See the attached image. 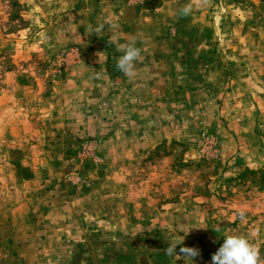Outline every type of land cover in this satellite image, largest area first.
<instances>
[{
	"label": "rangeland",
	"instance_id": "1",
	"mask_svg": "<svg viewBox=\"0 0 264 264\" xmlns=\"http://www.w3.org/2000/svg\"><path fill=\"white\" fill-rule=\"evenodd\" d=\"M189 2L0 0V264L264 259V0Z\"/></svg>",
	"mask_w": 264,
	"mask_h": 264
},
{
	"label": "clouds",
	"instance_id": "2",
	"mask_svg": "<svg viewBox=\"0 0 264 264\" xmlns=\"http://www.w3.org/2000/svg\"><path fill=\"white\" fill-rule=\"evenodd\" d=\"M211 3V0H190L180 10L179 15L187 17L191 15L193 7L201 8L207 7ZM110 27H116L117 25L110 20L106 21ZM103 24L97 26L94 32L98 37L103 31ZM118 52L122 55L116 58L115 67L123 73L126 77L132 78L136 75L135 62L139 60L141 56V48L136 46V41H130L127 44H120L117 48ZM237 217L241 222H246L247 209L241 207L237 211ZM215 231H219L216 229ZM254 236L255 233L250 234ZM215 243V240L213 241ZM168 246L162 251L169 257H184L185 260L193 261V258L200 256V250L194 247H180L179 253L177 252V246L182 245L176 241L169 240ZM183 243V242H182ZM210 264H264V259L261 258L259 247L253 243L249 236L226 234L224 236L223 244L218 250L212 254Z\"/></svg>",
	"mask_w": 264,
	"mask_h": 264
},
{
	"label": "crops",
	"instance_id": "3",
	"mask_svg": "<svg viewBox=\"0 0 264 264\" xmlns=\"http://www.w3.org/2000/svg\"><path fill=\"white\" fill-rule=\"evenodd\" d=\"M163 136H165V135H163ZM147 139H145L144 138V142H143V145L144 146H151V145H153V143H158V141H160V140H162L164 137H162V136H159V135H153V134H149V135H147Z\"/></svg>",
	"mask_w": 264,
	"mask_h": 264
},
{
	"label": "trees",
	"instance_id": "4",
	"mask_svg": "<svg viewBox=\"0 0 264 264\" xmlns=\"http://www.w3.org/2000/svg\"><path fill=\"white\" fill-rule=\"evenodd\" d=\"M259 175L261 176L262 179H264V170H262Z\"/></svg>",
	"mask_w": 264,
	"mask_h": 264
}]
</instances>
